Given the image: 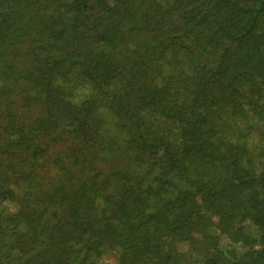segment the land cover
I'll list each match as a JSON object with an SVG mask.
<instances>
[{"label": "trees", "instance_id": "1", "mask_svg": "<svg viewBox=\"0 0 264 264\" xmlns=\"http://www.w3.org/2000/svg\"><path fill=\"white\" fill-rule=\"evenodd\" d=\"M112 252L264 264V0H0V264Z\"/></svg>", "mask_w": 264, "mask_h": 264}, {"label": "rangeland", "instance_id": "2", "mask_svg": "<svg viewBox=\"0 0 264 264\" xmlns=\"http://www.w3.org/2000/svg\"><path fill=\"white\" fill-rule=\"evenodd\" d=\"M80 93V89L77 90ZM8 208H13V205H7ZM181 249L185 250L186 249V245H182ZM98 263L99 264H115L117 261V253L116 252H112V253H104L102 255H99L97 257Z\"/></svg>", "mask_w": 264, "mask_h": 264}]
</instances>
